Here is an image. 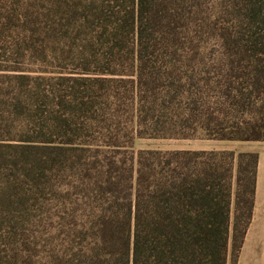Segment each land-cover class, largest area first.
<instances>
[{
    "label": "trees",
    "instance_id": "1",
    "mask_svg": "<svg viewBox=\"0 0 264 264\" xmlns=\"http://www.w3.org/2000/svg\"><path fill=\"white\" fill-rule=\"evenodd\" d=\"M264 141V0H0V264H237Z\"/></svg>",
    "mask_w": 264,
    "mask_h": 264
},
{
    "label": "crops",
    "instance_id": "2",
    "mask_svg": "<svg viewBox=\"0 0 264 264\" xmlns=\"http://www.w3.org/2000/svg\"><path fill=\"white\" fill-rule=\"evenodd\" d=\"M224 149L258 153L253 215L237 264H264V141L217 140Z\"/></svg>",
    "mask_w": 264,
    "mask_h": 264
},
{
    "label": "rangeland",
    "instance_id": "3",
    "mask_svg": "<svg viewBox=\"0 0 264 264\" xmlns=\"http://www.w3.org/2000/svg\"><path fill=\"white\" fill-rule=\"evenodd\" d=\"M134 150L138 149H224L217 140L205 138L200 132L193 138L166 139V138H142L137 137L133 144Z\"/></svg>",
    "mask_w": 264,
    "mask_h": 264
}]
</instances>
